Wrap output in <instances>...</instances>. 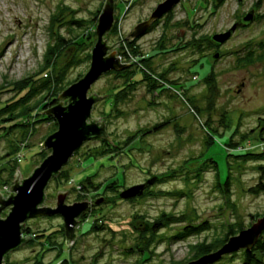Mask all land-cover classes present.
<instances>
[{
    "label": "rangeland",
    "instance_id": "obj_1",
    "mask_svg": "<svg viewBox=\"0 0 264 264\" xmlns=\"http://www.w3.org/2000/svg\"><path fill=\"white\" fill-rule=\"evenodd\" d=\"M106 1L0 0V106L26 98L47 49L59 45L56 32L63 38L52 69L36 80L38 89L28 92L25 104L46 95L41 84L48 75L60 82L57 92L47 94L30 115L0 124V157L5 156L0 176L7 178L0 185L3 198L10 194L16 170L21 180L50 153L40 144L57 124L44 110L60 101L66 104L58 96L87 71ZM161 1L113 0L114 22L104 39L109 46L117 44L116 55L126 46L134 63L124 74L130 85L119 91L122 86L116 85L124 77L112 70L87 93L101 96L91 115L100 117L112 143L97 137L84 141L61 168L63 175L51 178L45 188L44 205L54 207L59 190L67 191L66 204L89 202L75 238L67 247L59 215L29 218L23 227L44 234L31 233V239L4 256V264H184L203 255L190 246L206 243L213 252L223 245L217 247V242L226 231L237 235L264 215V193L248 192L258 181L257 166L264 164V155L254 161L238 155L237 149L243 146L240 152L245 153L260 148L264 153V132L259 133L264 127V0H180L150 31L132 40L134 53L122 41ZM250 12L253 20L242 24ZM233 25L224 42L211 39ZM140 57L149 58L141 62ZM145 68L158 84L168 81V90H148ZM207 76L213 79L206 82ZM163 121L168 123L150 130ZM234 144L239 145L232 148ZM152 176L161 179L141 195L119 196ZM86 179L96 188L86 184L90 189L81 190ZM163 212L179 219L184 215V220L165 222L152 237V223ZM204 221L206 229L175 238L183 227ZM242 250L208 264H241Z\"/></svg>",
    "mask_w": 264,
    "mask_h": 264
},
{
    "label": "water",
    "instance_id": "obj_2",
    "mask_svg": "<svg viewBox=\"0 0 264 264\" xmlns=\"http://www.w3.org/2000/svg\"><path fill=\"white\" fill-rule=\"evenodd\" d=\"M179 1L162 0L159 2L146 19L139 21L128 31L126 39L133 40L147 33L152 23L170 11ZM253 18L254 16L250 12L241 21L248 23ZM113 22V0H107L103 11L98 16L95 29L96 42L91 50L87 71L58 96L61 100L65 98L66 104L60 101L44 110V113L51 115L57 124L56 130L47 135L40 144V148L49 149L50 153L27 177L20 180L21 174L17 170L15 171L13 175L15 180L9 187L10 194L8 197L3 198L0 192V215L8 208L4 218L0 216V264H4L3 258L9 251L31 239L30 234L23 235L22 233L24 222L29 218L59 215L62 218L67 247H69V241L76 236V226L81 215L89 207V202L77 201L66 204L63 198L67 191L61 192L59 190L55 206L44 205L45 188L51 178L58 176L61 168L84 141L95 137L110 141L105 124L99 120L100 117H92L91 115L93 105L101 99V96L87 93L91 85L101 75L112 70L120 71L130 66L129 63L122 62L117 57L114 50L117 44L109 46L104 39V36L111 30ZM235 26L233 25L225 32L213 34L211 39L218 44L224 42L231 35ZM214 57L217 58L218 54L215 53ZM152 182L148 180L146 184L144 182L127 187L119 193V196L131 198L141 195L144 188ZM263 228L264 215L257 218L250 227L229 237L215 251L203 254L184 264H208L217 261L222 255L237 251L240 248L250 250Z\"/></svg>",
    "mask_w": 264,
    "mask_h": 264
},
{
    "label": "trees",
    "instance_id": "obj_3",
    "mask_svg": "<svg viewBox=\"0 0 264 264\" xmlns=\"http://www.w3.org/2000/svg\"><path fill=\"white\" fill-rule=\"evenodd\" d=\"M156 22H158V21L155 20L152 23V25L147 30V32L151 30V28L153 27V25ZM56 35H57V38L60 40L59 45L57 44V45H55L53 47H49L47 49L46 55L44 57V65H43V67L41 68V70L39 72H37V73L34 74V77L31 80L34 84L32 86V83H31V86L29 87V90L25 94V97L26 98H23V97L22 98H18V100H16V102H9V103H6V104H3L2 106H0V124L3 125L2 127H5L6 124H10L11 122L15 121L17 119L16 118L17 116L18 117H24V116L30 115L34 111L36 105H38L41 100H44V99L47 98V94L53 95L52 93L55 91V88L58 86V84L60 82L58 83V81L56 80L57 79L56 76L54 74H51V75L46 76L47 78L44 79V80H42V84H41V87H45V89L47 90L46 95H44L41 98V100L35 101L33 104H29V103L28 104H25L26 99L29 97L28 92L33 93L34 91H36V89H38L37 87H34L36 80L41 79L42 76L44 75V73L46 74V72L49 70V68L52 69V65L54 64V59L56 57L55 50H57L58 47L63 44L62 43L63 42V38H61L60 35H59V33L57 34V32H56ZM209 40H211V39H209ZM125 44L128 45V47L130 48L131 51H133L134 53H136V50H134L135 47H136L135 44H134V41H132V40L129 41V40L125 39ZM139 56H142V55L140 54ZM142 58L143 57H140L139 58L140 61L141 62L142 61L145 62V61L148 60L149 57L148 58H144L146 60H143ZM132 66H134V63L133 62L130 64V66L128 68H125V69L120 70V71H114L115 73H117L119 75L122 74L121 76L124 77L123 78V81L119 85H116L117 87L118 86H122V87L119 88V91L124 92L125 88H127L128 85H130L129 83L127 84V80H126L124 74H126ZM145 71H146V78L144 80L147 81V82H145V84L148 86V90H150V91L152 90V91L158 92L159 94H161V92L164 91V90H168L167 88H164L165 87L164 85L165 84H168L167 83L168 81L167 82L166 81H162V82H164L163 84H158L157 81L152 80L151 79V76H149L150 74H152L151 71L148 70V69H146V68H145ZM144 76H145V73H144ZM160 78L161 79H164V80L167 79L164 74H161V77ZM208 78L209 79L210 78L213 79V77L207 76L206 77V79H207L206 82L209 81ZM211 82H213V81H211ZM211 82H209V83H211ZM157 89H160V92ZM209 90H210V93L214 91V85L213 84H212V86H208V91ZM55 92H57V90ZM16 110H18V111H16ZM16 113L17 114L19 113L20 116L17 115ZM51 119L54 120L53 117ZM166 123H168V122L167 121H163V122L157 123L150 130L158 129L159 127H161L162 125H164ZM27 124L28 123H26V124L23 123L22 125L28 126ZM145 132H147V131H145ZM263 132H264V127L263 128H260V132L259 133L262 134ZM228 144H230V143H228ZM238 145L239 144H234V146L232 145V148H234V147H236ZM239 153L240 154H238V155H242L243 158H245V159H253L254 161H256V160H263V155H264V153L261 151L260 148L254 149V150H251L250 152H245V153H242V152L239 151ZM227 154H231V153H227ZM233 155L235 156V154H233ZM4 157L5 156H2V157H0V159H3ZM204 163H205V161H204ZM257 170L259 172L258 181L254 185H252V186H250L248 188V192L249 193H252V194L264 193V164H258ZM59 173H61V174L60 175L58 174L59 176L56 177L58 179L63 175L62 171H60ZM160 179L161 178L159 176H152L148 180L158 181ZM6 180H7V178L5 180H3L1 178V176H0V183H1L0 185H2L4 183H7ZM85 181H86L85 184L83 182L81 184L82 185V189L81 190L88 191L92 187L94 189L96 188L95 186H92V181L91 180L86 179ZM223 183H224V186H223L224 188H222V189L225 192H228V189H229V173L224 178ZM86 184H88L87 186H89V187L91 186V187L90 188L87 187ZM146 189H147V187H146ZM146 189L144 188L143 192H145ZM82 217L86 218V213H83L82 214ZM183 217H184V215H182V218L179 219L178 216H174V214L172 215V214H169L167 212H163L161 214L160 219H158L157 221H155V222L152 223V228H151V231H150L152 237L154 235H157L156 233L164 225L165 222H172V223L173 222H181V221L184 220ZM60 227H61L60 230L64 232V228H63V225L62 224L60 225ZM205 227H206L205 221L202 224H199V225H188V226H185V227H183L182 231H179L178 234H176L175 238L176 239H181V237H184L186 235H191V234L197 233L200 230H204V229H206ZM22 229H23V232H25L26 234L36 233V231L35 232H32L29 227H25V228L23 227ZM42 234H44V233L43 232L41 234H37L36 233V235H38V236H40ZM234 234H235V232H233L231 229H229L228 231H226V233L224 234V236L221 239H218L217 247H219L222 244H224L228 240V238L230 236L234 235ZM51 236H52V233H49L47 235V238H48V240L50 242L52 241L51 240L52 239ZM63 244L64 243H62L61 245H63ZM190 247H192L194 250L198 251V255L205 254V253H209V252H211L212 249H214V248L211 247V245L206 244V243L195 244V245L190 246ZM147 254L148 255L150 254V252L148 251V249L145 251V256ZM242 255H243V258H242L241 264H263L264 263V228L261 231V234L258 236L256 242L251 247V249L250 250L243 249L242 250ZM63 263H66V260H64Z\"/></svg>",
    "mask_w": 264,
    "mask_h": 264
},
{
    "label": "built area",
    "instance_id": "obj_4",
    "mask_svg": "<svg viewBox=\"0 0 264 264\" xmlns=\"http://www.w3.org/2000/svg\"><path fill=\"white\" fill-rule=\"evenodd\" d=\"M122 42H124L123 44H125V41L123 40ZM124 49H125V51L123 52V53H120V54H117L118 55V57L120 58V60L122 61V62H125L126 60V58L127 57H129L130 58V60H127L128 62L127 63H129V64H131L133 61L131 60V56H130V54H129V52L126 50L127 48H126V46L124 45ZM244 147H246V146H244ZM242 148H243V146H238L237 147V149L239 150V151H241L242 150ZM21 154H19V156H20ZM6 185L5 186H3V188H5L6 189Z\"/></svg>",
    "mask_w": 264,
    "mask_h": 264
},
{
    "label": "flooded vegetation",
    "instance_id": "obj_5",
    "mask_svg": "<svg viewBox=\"0 0 264 264\" xmlns=\"http://www.w3.org/2000/svg\"><path fill=\"white\" fill-rule=\"evenodd\" d=\"M242 24L246 25L247 23H242ZM61 224H62V223H61Z\"/></svg>",
    "mask_w": 264,
    "mask_h": 264
}]
</instances>
